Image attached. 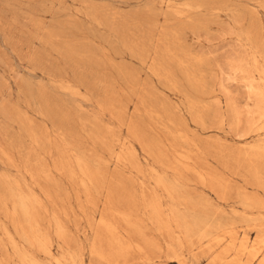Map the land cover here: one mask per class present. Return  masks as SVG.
Segmentation results:
<instances>
[{"label": "rangeland", "instance_id": "obj_1", "mask_svg": "<svg viewBox=\"0 0 264 264\" xmlns=\"http://www.w3.org/2000/svg\"><path fill=\"white\" fill-rule=\"evenodd\" d=\"M263 78L264 0H0V264H55L29 243L33 211L54 257L99 264L94 215L109 197L142 211L143 190L250 246ZM224 245L151 264H210Z\"/></svg>", "mask_w": 264, "mask_h": 264}, {"label": "bare ground", "instance_id": "obj_2", "mask_svg": "<svg viewBox=\"0 0 264 264\" xmlns=\"http://www.w3.org/2000/svg\"><path fill=\"white\" fill-rule=\"evenodd\" d=\"M117 159L120 161V157H117ZM253 173L255 177L259 176L255 169ZM155 186L156 189L160 188L170 197L174 194V188L163 179H156ZM119 196L121 197V195ZM141 202L142 211L136 209L122 210L113 207L112 198H108V202H106L103 209L97 213V216L94 215V218H96L94 222L95 229L92 242L87 249V254L91 259H95L99 264H128L132 253L137 255V259L142 264H151L155 260H166L169 257L177 262H182L181 255L184 252H188L194 245L205 240L208 248L225 244L210 261V264H264V235L260 233L261 228H258L256 240L248 246L247 237L237 243V238L232 230H216L209 224L195 225L186 215L177 213L174 210H165L156 192L147 193L143 190ZM29 217V229L32 232L29 237L31 246L36 245L41 248L43 254L55 264H63L59 258L53 256L47 246L48 242L36 232L38 224L35 211ZM54 226L58 238L65 236L64 234L61 235L60 230L62 227L57 219L54 220ZM129 229L132 232H129ZM213 232L216 236H212ZM82 251H84V247H82ZM162 253H165V258L160 256ZM83 257L84 253L81 254L79 264H84ZM71 258V262L75 263L74 257ZM21 262L22 264H39L32 259L26 261L23 256Z\"/></svg>", "mask_w": 264, "mask_h": 264}]
</instances>
